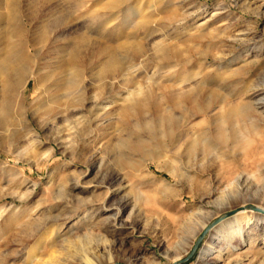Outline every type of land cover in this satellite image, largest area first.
I'll return each instance as SVG.
<instances>
[{
	"label": "rangeland",
	"instance_id": "1",
	"mask_svg": "<svg viewBox=\"0 0 264 264\" xmlns=\"http://www.w3.org/2000/svg\"><path fill=\"white\" fill-rule=\"evenodd\" d=\"M59 1L65 12L75 6L69 0ZM260 1L123 0L114 9L117 18L108 23L95 15L108 10L110 0H91L80 7L79 18L65 24L66 30L73 32L70 35L88 30L96 40L112 45L129 36L147 45L144 65L137 72L127 69L116 72L110 83L106 112L99 109L101 105H97L94 97L103 93L101 80L93 74L95 69L91 68L86 80H79L70 91L67 86H53L52 93L57 96L69 91L71 98L79 94L89 97L83 113L84 128L69 130L68 124L74 118L59 119L58 130L50 126L41 128L33 110L28 109V117L42 132L45 144L37 149L30 146L27 138L15 135L19 147L0 149V254L8 252L10 264H88L84 258L86 252L94 264H203L200 262L203 249L210 244L212 234L208 226L201 227L208 221L216 225L234 214L230 209L219 211V195L205 197L207 186L210 180L216 182L215 186L221 184L218 172L234 158L228 148L216 149L211 154L201 149L188 163L187 142L208 126L207 119L215 111L190 116L184 112L189 103L182 100L177 106L170 97L181 88L191 90L199 81L201 93L211 88L226 93L238 82L225 79V72L243 68L245 71L240 77L251 75L253 85L259 87L253 89L256 126L253 149L264 153V105L256 101L264 97V4ZM258 5L261 7L257 8ZM141 22L143 25L136 29ZM150 29L154 30L151 36ZM96 32L107 34L99 36ZM155 42L157 48L153 46ZM162 47L177 52L181 59L175 66H165L157 59V49ZM68 51L60 55L67 56ZM120 55L125 59L130 54ZM68 72L63 77L66 81L60 85L71 78ZM33 85L34 81L30 80L25 94L27 108L39 95ZM138 88L151 90L143 115L155 118L169 111L174 114L177 122L172 141L167 142L163 136L165 144L160 146L153 131L143 122L127 125L119 119L121 105ZM42 96L46 102V95ZM245 97L250 98L249 94ZM18 129V125L8 126L6 131L0 129V137L5 133L14 135ZM140 135L149 140L147 149L159 151L160 148L159 159L144 156L135 149L125 150L121 140ZM62 139L71 142L67 148L60 143ZM46 150L55 153L49 160L43 156ZM120 153H124L122 158L118 156ZM124 162H133V165L126 166L129 164ZM246 162L242 167L247 173H253V177L264 171V157H253V167ZM170 165L187 167L189 177L179 182L165 169ZM168 180L177 190L167 193ZM253 183L254 190L262 182L253 178ZM104 200L114 207H103ZM92 202L97 204L95 210L87 206ZM248 203L256 205L260 201L256 197ZM119 208L123 210L116 223L112 216ZM51 216L66 219L61 232L39 242L30 241L34 227ZM248 231L246 241L235 251L226 253L220 264H237L242 258L246 264H264V223L253 224ZM32 249L35 252L30 253ZM185 250L188 251L184 253Z\"/></svg>",
	"mask_w": 264,
	"mask_h": 264
},
{
	"label": "bare ground",
	"instance_id": "2",
	"mask_svg": "<svg viewBox=\"0 0 264 264\" xmlns=\"http://www.w3.org/2000/svg\"><path fill=\"white\" fill-rule=\"evenodd\" d=\"M69 1L71 6H75L72 10L65 12L59 0H0V129L6 131L8 126H19L14 135L5 133L0 137L1 150H5L7 147L20 146V142L15 141V135L27 138L30 146L37 149L45 144V137L42 132L34 126L28 117V109L33 110L34 117L41 128L50 126L58 130L59 128L56 126L59 119L68 121L70 118L74 119L68 124L69 130L84 128L83 113L90 99L82 94L71 98L69 91L75 87L79 80H86L91 68V70H96L93 74L98 80H101L103 92H101V95L96 94L94 96L97 100L96 103L101 105L99 109L106 112L109 108L108 93L112 89L110 83L116 72L121 69L137 72L144 65L147 45L136 39H131L129 36L117 45H112L105 40H96L93 33L88 30L76 32L77 35H70L73 32H68L65 24L74 23L79 18L80 7L83 8L91 0ZM122 1L110 0L106 6L108 10L98 12L95 18L102 19L105 23L113 21L117 18L114 9ZM257 1L259 0H253L254 3ZM260 3L264 4V0ZM256 7L260 8L261 5ZM124 25L129 26V23L125 22ZM142 25L143 22L135 28L139 29ZM115 29L114 27L111 30L114 31ZM153 31V29H150L148 35L151 36ZM105 34L107 32L97 33L99 36H105ZM153 46L157 48L158 43H153ZM67 49H69L67 56L60 55ZM122 52H128L130 55L124 59L120 55ZM155 56L168 67L175 66L178 60L181 59L176 51H170L167 47L157 49ZM67 70H69L67 74L71 78L67 79L68 81L65 84L62 82L60 85L61 81H66L63 77ZM244 71L243 68H237L225 72V79L238 82L234 88L226 93H219L214 88L206 91L204 89L205 92L201 93L199 87L202 83H199V81L195 83V87L190 88L191 90L181 88L179 92L172 94L170 97L173 98L177 106L181 104L182 100L189 103L190 107L184 108V112L190 116L201 112L215 111V114L207 119L208 126L187 142L188 163L193 158L195 159L197 151L201 149L203 152L211 154L216 149L221 151L228 148L234 158L232 162H226V165L220 166L218 179H220L221 184L215 186L216 182L210 180V185L207 186L208 191L205 197L219 195L217 196L220 200L219 211L225 212V210L230 209L234 214L216 225L209 224L210 221H208L201 227V229H204L208 226L212 234L210 244H207L203 249L204 256L200 260L203 264H220L219 260L226 253L235 251L246 241L248 229L253 228V224L264 223V171H260L258 175L253 177V173H247L242 167L245 161H248L249 164L246 162L247 165L253 167V157L258 159L264 157V153L260 150L253 149V130H256L253 121V89H256L257 85H253L251 75L240 77ZM30 80L34 81V91L39 95L30 102V106L27 108L25 94ZM53 86H56V88L67 86L66 88L69 91L57 96L52 93L54 91ZM193 88L199 89L194 91ZM150 92L151 90L146 92L142 88L132 91L125 100L126 102L121 105L119 119L127 125L136 123L140 125L139 122H143L149 131H153L157 144L162 146L165 144V141L161 139L163 136L166 137L167 142L172 141L175 137L174 128L177 121L171 111L157 114L158 116L155 118L143 115L147 108V99L151 95ZM44 94L47 97L46 102H43L42 99ZM247 94H249V99L245 97ZM67 95L68 99L63 101V97ZM256 99L258 104L264 105V97ZM129 113L134 118H130ZM71 123L73 124L71 125ZM60 138L59 136L56 140ZM121 141V144L125 146V150L135 149L143 153L144 156H151L152 159L156 160L162 156L159 147V151L147 149L146 145L149 140L141 135L136 138L127 137ZM69 142V140H60V143L65 145L66 148ZM54 151L46 150L42 155L45 156L46 160H49L53 154L55 155ZM220 151L219 153H221ZM124 152L126 153V151ZM123 154L120 153L118 156L121 157ZM221 154L223 155V153ZM124 163L129 164L126 166L133 165V162ZM165 169L173 177L178 178L179 182L182 179L185 180L184 177H189L187 167L170 165L166 166ZM253 178L258 183L262 182L261 186L254 190L253 185L255 182L253 183ZM165 184V189L168 190L167 193L177 190L174 189L170 180ZM81 188L86 189L87 187ZM118 190L119 188L116 191ZM256 197L260 204L248 203L249 200ZM112 205L106 200L102 202L103 207L113 208ZM87 206L91 210H95L97 204L92 202L88 203ZM122 210L123 208H119L117 212L113 213L112 217H114L116 223L120 219ZM38 218L39 216L36 220ZM65 224H67L66 219L51 216L34 227L30 241L35 239L36 242H39L48 236L58 235ZM250 238L253 242L252 235ZM187 251L185 250L184 253ZM33 252H35V249L30 251V253ZM10 257L11 255L8 252L2 251L0 264H10ZM84 258L88 264H94L89 252L84 254ZM246 258L249 259L248 256ZM237 264H246L245 259H240Z\"/></svg>",
	"mask_w": 264,
	"mask_h": 264
},
{
	"label": "water",
	"instance_id": "3",
	"mask_svg": "<svg viewBox=\"0 0 264 264\" xmlns=\"http://www.w3.org/2000/svg\"><path fill=\"white\" fill-rule=\"evenodd\" d=\"M207 232H208V229L205 230V232L199 237V239H198V241H197V243L195 245L194 251L197 249L198 245L200 244V242L202 241V239L205 237V235L207 234Z\"/></svg>",
	"mask_w": 264,
	"mask_h": 264
}]
</instances>
